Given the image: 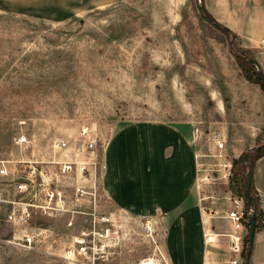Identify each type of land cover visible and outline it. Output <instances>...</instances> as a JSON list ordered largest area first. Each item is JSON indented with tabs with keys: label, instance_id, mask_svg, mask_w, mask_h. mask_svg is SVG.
Wrapping results in <instances>:
<instances>
[{
	"label": "rangeland",
	"instance_id": "374dc122",
	"mask_svg": "<svg viewBox=\"0 0 264 264\" xmlns=\"http://www.w3.org/2000/svg\"><path fill=\"white\" fill-rule=\"evenodd\" d=\"M205 2L264 68V0ZM200 4L0 0V264H172L167 220L121 208L103 189L108 142L135 120L192 129L204 210L224 214L234 191L224 166L256 143L264 92L230 51L235 36L206 20ZM75 160L89 171L61 169ZM55 188L63 199L49 203ZM25 207L29 218L20 216Z\"/></svg>",
	"mask_w": 264,
	"mask_h": 264
},
{
	"label": "crops",
	"instance_id": "0c3cea01",
	"mask_svg": "<svg viewBox=\"0 0 264 264\" xmlns=\"http://www.w3.org/2000/svg\"><path fill=\"white\" fill-rule=\"evenodd\" d=\"M192 134L190 127L165 120L121 125L105 150L103 189L121 208L167 220L166 249L172 264H229L231 221L226 213L232 202L223 215L207 216L203 201L209 196L202 192ZM254 182L264 224V155L256 162ZM249 264H264V226L256 228Z\"/></svg>",
	"mask_w": 264,
	"mask_h": 264
},
{
	"label": "trees",
	"instance_id": "16d2710c",
	"mask_svg": "<svg viewBox=\"0 0 264 264\" xmlns=\"http://www.w3.org/2000/svg\"><path fill=\"white\" fill-rule=\"evenodd\" d=\"M203 17L217 28L224 30L231 36L229 42V49L234 55L237 64L242 69L245 77L257 83L264 92V68L257 60V58L251 54L250 49L244 46L240 42V36L237 31L226 25L224 22L216 18V16L209 10L205 0H200ZM264 155V128L257 135L256 143L253 146L247 147L239 156L234 157L233 165L231 166V182L233 184L234 191L242 195L245 199L246 207L252 209V212L247 215L246 221L247 227L250 230L251 218L253 215L256 217L257 227L264 226L261 222V216L263 210L260 206V195L254 182V170L257 160ZM253 247V241L250 238L249 232L245 236V247L242 252L243 261L245 264L247 257H250Z\"/></svg>",
	"mask_w": 264,
	"mask_h": 264
},
{
	"label": "built area",
	"instance_id": "2783aa9c",
	"mask_svg": "<svg viewBox=\"0 0 264 264\" xmlns=\"http://www.w3.org/2000/svg\"><path fill=\"white\" fill-rule=\"evenodd\" d=\"M84 132L88 135L90 132L89 127H85ZM18 141L23 143V142L28 141V138L26 135H23L19 137ZM67 143L68 141L65 139L57 141V145L60 148L65 147ZM225 145H226L225 138H219L217 140L218 148L224 149ZM87 146L88 148L92 150L95 149L97 146L96 140L95 139L89 140L87 143ZM204 154L207 155V153H204ZM197 156L199 158V152H197ZM73 163H75L76 169L80 171L81 173L89 171V168L87 167V164H86L87 163L86 160H75V162H66L61 169L63 171H70V169L72 170L73 168ZM198 165H199V170H200V161H198ZM231 166H232L231 162H229L228 164L224 166V169H228L227 170L228 176L231 175L232 173L230 169ZM0 173H7L5 166L0 167ZM28 184L29 182L27 180H23V179L19 180L18 182L19 190L21 191L25 190L28 187ZM76 190L78 192L79 191L82 192L84 189L81 185H77ZM47 193H48L47 198L49 199V203H51L52 200H55V201L62 200L64 196L63 190L60 188L50 189L48 190ZM229 197L232 202V207L226 213V216L231 221V227L229 231L227 232L229 239H230V253H231V258L228 260V263L229 264H240L241 262L240 258H242V252L245 247V236L249 232V229L246 224V221L248 220L247 215L252 212V209H248L246 207L245 199L242 195L231 190ZM38 207L43 208L44 209L43 211H45L47 207L48 208L51 207V204H48L47 207L44 204ZM30 215H31V211L27 207H25L23 211L20 213L21 218H29ZM8 216L10 218L14 216L16 217V212L12 210L11 212H9Z\"/></svg>",
	"mask_w": 264,
	"mask_h": 264
},
{
	"label": "water",
	"instance_id": "95a60500",
	"mask_svg": "<svg viewBox=\"0 0 264 264\" xmlns=\"http://www.w3.org/2000/svg\"><path fill=\"white\" fill-rule=\"evenodd\" d=\"M199 8H200V11H202L201 5L199 6ZM256 228H257V221H256L255 215H253L251 218V226H250V230H249L250 238L252 241H253L254 236H255ZM249 260H250V257H247L245 260V264H249Z\"/></svg>",
	"mask_w": 264,
	"mask_h": 264
},
{
	"label": "bare ground",
	"instance_id": "6f19581e",
	"mask_svg": "<svg viewBox=\"0 0 264 264\" xmlns=\"http://www.w3.org/2000/svg\"><path fill=\"white\" fill-rule=\"evenodd\" d=\"M208 239L210 240V235H208ZM143 264H155L154 262H144Z\"/></svg>",
	"mask_w": 264,
	"mask_h": 264
}]
</instances>
